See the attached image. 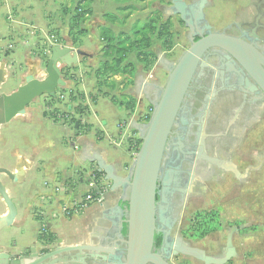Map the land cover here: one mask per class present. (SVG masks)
<instances>
[{"label": "rangeland", "instance_id": "374dc122", "mask_svg": "<svg viewBox=\"0 0 264 264\" xmlns=\"http://www.w3.org/2000/svg\"><path fill=\"white\" fill-rule=\"evenodd\" d=\"M186 5H191L192 1L200 0H182ZM202 13L204 19L213 31H221L225 26L232 21H236L242 18L251 17L254 13L252 7L254 0H205ZM77 0H0V64L5 63L6 81L1 86V93L9 94L16 90L20 85V75L29 72L32 67L27 64L23 56L28 55L31 59L28 61L31 65H36V77L42 78L43 70L46 66L47 60L50 54V47L55 42H63L64 38L73 36L75 39L80 40V43L84 45L90 44V50L93 53L99 52L102 47L100 39V28L103 26L109 27L110 24L105 19V15L115 16L119 23L111 25V29L115 34L124 32L128 33L132 25L136 22L142 24L150 16L157 19V30L152 37V46L150 51L154 54V58L147 60L145 63H140L135 53L128 56L127 62L133 65L132 77L136 74V66H139L142 71V77L148 81L147 83H159V87L162 88L165 84L169 71L176 63L179 57L184 51L189 48V41L187 38V27L183 25L178 14H174L172 10L171 0H95L91 11V15L87 18H81L80 24L76 28H70L69 24L74 21V17L77 14L76 10ZM250 3H252L250 5ZM128 6H132L133 10H123ZM168 21L163 31L160 28L163 23ZM36 32L38 34L36 35ZM44 35L50 40L44 38ZM12 53H16L19 57L15 59L12 57ZM82 64H85L86 68L92 67L95 69L99 67L101 63L97 61L88 62L86 58L81 59ZM12 61H16V66L9 65ZM149 61V62H148ZM91 68V71L93 70ZM69 73V72H68ZM70 74V73H69ZM89 75V74H88ZM72 78H76L75 74H70ZM65 80V79H64ZM133 80H130L128 84H132ZM150 88V87H149ZM153 88V87H152ZM148 90V86L143 90L145 95L148 92L152 94V90ZM64 88L58 89L59 93H64ZM58 95V93H57ZM79 95V94H78ZM46 99V96H42L39 99H35L33 103L28 105L29 112H32L35 107V113L31 119L18 118L13 119L8 124L4 125L0 130V167L14 168V163L18 160L19 154L17 150L21 149L19 143L21 137L24 134L29 136L34 145H40L41 143L49 144L51 147V153L55 154L59 149L65 148L68 153H71L72 143L68 142L67 133L65 128L60 124H55L53 120L54 112H44V117L47 116V122L40 126L38 124V116L42 107V101ZM151 102L153 103L152 99ZM154 104V103H153ZM188 103L185 100L183 108L181 110L180 121L185 122L186 115L190 114ZM27 107V108H28ZM195 111L192 110V113ZM214 116L209 122V128L215 129L221 114L220 109L215 108L213 110ZM58 114V113H57ZM151 115V114H150ZM56 116V115H55ZM147 124V122H144ZM246 132L247 137H257L260 133L264 135V114L258 118V121L248 128ZM24 138V137H23ZM23 141V140H22ZM21 141V142H22ZM237 148V147H236ZM262 148V147H261ZM245 150H241L244 152ZM236 152H240V149ZM264 153V150H263ZM244 156V154H241ZM237 159H235V163ZM257 160L252 159L250 163L255 164ZM238 163V162H237ZM246 163L240 164L238 170L243 173V169ZM253 166V165H252ZM220 176V178H218ZM247 176L254 179L256 182L251 187L239 186L233 181L230 175H216L215 179L202 180L200 191H192L189 195L184 196L179 208L174 210L169 201L166 198L167 218L170 228L171 238L178 237L182 242L189 244L190 248L201 250L202 240L199 236L201 231V223L199 219L196 222L191 219L194 217L195 212H202L205 210L215 209L216 202L221 199V196L217 198L216 194H246L254 193L256 200L260 203L264 200V163L261 169H256L254 173H248ZM0 179L2 184L8 191V195L14 204L16 211L20 216L23 214V209L27 205L26 195L28 192V181L25 182H11L6 176L1 175ZM174 178L166 176V185L169 186ZM200 181V180H199ZM253 187V188H252ZM216 195V197L214 196ZM214 200L213 204L210 202ZM211 204H210V203ZM230 205V203H229ZM242 206V205H241ZM244 207V206H242ZM260 210L257 206L255 209L259 210L251 212L252 216L245 217L242 212L236 208H229L227 206L224 215L230 219L243 223L246 221H255L264 225V206ZM172 213V215L169 213ZM7 212L6 206L0 199V216ZM236 219V220H234ZM28 223L25 224L27 226ZM229 225H231L229 223ZM264 227V226H263ZM27 229L25 227L18 228H4L0 231V250L9 253L13 256L26 255L31 245L34 246L36 251L40 254L45 253L57 246V239L55 234L47 232L46 230L37 229L34 236L24 238ZM250 236L249 240H246L248 246L244 250L243 247L238 246L239 254L251 251V261H234V264H264V229L258 228L256 234H247ZM246 237V238H247ZM256 237L255 239L251 238ZM242 242L238 237L235 238V246ZM263 248V249H262ZM251 249V250H249ZM260 249H262L260 251ZM180 261H185V264H200L197 260L192 259L190 256L179 255ZM177 260V261H178Z\"/></svg>", "mask_w": 264, "mask_h": 264}, {"label": "water", "instance_id": "95a60500", "mask_svg": "<svg viewBox=\"0 0 264 264\" xmlns=\"http://www.w3.org/2000/svg\"><path fill=\"white\" fill-rule=\"evenodd\" d=\"M200 0L199 2H204ZM206 2V1H205ZM174 14L189 29V48L182 53L172 66L162 88L155 87L151 95L154 103L147 124H138L141 144L132 164L130 173L121 177L114 172L111 165L105 164L95 155L92 162L96 163L99 173L104 174V180L110 184V190H122L118 205L102 213V218L112 222L105 238H100L98 244L64 246L60 239L58 246L40 255L33 245L29 255L13 256L0 250V264H61L67 261L85 258L108 261L113 258L123 264H168L166 261L172 255L182 254L194 257L198 261L207 260L201 250L187 247L178 237L171 238L169 225L166 230H159L156 216L164 222L167 207L166 195L163 193L160 203L157 202L158 182L166 144L172 134V127L183 108L184 98L202 56L213 48L221 49L238 60L253 81L264 92V71L257 65L255 59L262 57L243 41L220 32H210L195 41L194 22L192 16L204 19L202 8L204 3L186 5L182 0H171ZM196 7V8H195ZM205 29L210 27L205 24ZM213 30V28H212ZM85 52L70 46L53 45L49 58L43 70L42 78H37L36 70L31 69L18 88L9 94L0 91V127L8 124L17 116H23L26 108L35 99L46 96L50 99L57 97L58 89L65 88L66 82L62 77V68L76 66L82 58L88 57ZM264 62V61H263ZM6 82V65L0 64V89ZM158 91V93H157ZM157 94V97H156ZM78 123H75V127ZM20 173L19 175H21ZM6 176L11 182L18 181V173L0 167V176ZM166 185V182H165ZM167 186V185H166ZM168 191V188L165 189ZM0 199L6 206L7 212L0 216V231L11 227L16 219V208L12 203L5 186L0 179ZM125 202V203H124ZM124 205V206H123ZM166 210V211H165ZM125 228L126 234L122 235ZM163 234L164 249L161 253L153 252L154 235ZM113 234L114 240L111 245ZM116 243H122L121 249ZM230 245V244H229ZM119 253L121 256H116ZM212 264H223L226 261H204Z\"/></svg>", "mask_w": 264, "mask_h": 264}, {"label": "flooded vegetation", "instance_id": "af4514ba", "mask_svg": "<svg viewBox=\"0 0 264 264\" xmlns=\"http://www.w3.org/2000/svg\"><path fill=\"white\" fill-rule=\"evenodd\" d=\"M201 3L205 5L206 2L192 1L191 4H195L197 7ZM252 7L254 13L251 17L232 21L221 31H213L205 19L199 20L192 16L193 28L196 33L194 40L197 41L200 37L206 36L208 31L220 32L237 38L250 45L262 57V60L257 58L255 61L264 71V0H254ZM205 24L210 27L208 30L204 28ZM188 34L189 29H187V38ZM200 63L201 65L197 67L184 98V102L186 100L188 103L190 114L186 115L185 122L180 121L181 114H179L172 127L158 182L156 200L160 203L164 193L171 202L170 206L173 212L179 208L184 196L189 195L191 190L201 192L200 182L202 180L215 179L218 174L230 175L239 186L251 187L256 181L249 178L247 174L254 173L258 167L261 169L264 163V135L262 133L257 137H247L246 135V132L249 131L248 128L252 127L264 114L263 90L257 86L238 60L221 49H210L202 56ZM151 95L155 97V95ZM215 108L220 109L221 119L215 129H210L209 122L214 116ZM192 110L195 112L192 113ZM239 149L240 152H236ZM241 150L245 151L241 152ZM235 159L238 163H235ZM252 159H256L257 162L250 163ZM243 163H246V166L241 173L238 166ZM166 176L175 179L169 186H166L164 182ZM167 188L168 191H165ZM216 195L217 198L221 196V199L215 203V209L195 212L191 219L194 222L199 219L201 231H206L201 237L203 241L201 251L207 257V260L204 261H226L223 264H234V261H251V251L239 254L237 248L241 246L245 250L248 246L246 240L250 238V236L247 237V234H256L258 228L264 229V225L252 220L234 223L235 221H230L224 212H226L227 206L229 208L237 207L242 215L248 218L252 216V211H259L255 209L257 206L260 207V210L263 209L261 207L264 206V200L261 203L257 201L254 193ZM216 195L214 196L216 197ZM210 202L213 204L214 200ZM169 213L172 215L170 211ZM156 220L159 230L167 229V220L161 222L158 214ZM125 234L124 228L122 235L125 236ZM236 237L242 242L235 246ZM255 238H251V241ZM110 239L111 241L107 245H111L114 240L113 234ZM182 243L189 247L188 243ZM116 246L121 249L123 245L116 243ZM153 246L154 253L163 251V234L156 233L154 235ZM29 254L28 251L26 255ZM115 255L121 256L119 253ZM179 255L182 254L172 255L166 262L168 264H185V261L178 260ZM192 259L197 260L194 257ZM120 260L111 258L108 261H102L101 259L85 258L84 261L74 259L61 264H123V258ZM204 261L198 262L212 264Z\"/></svg>", "mask_w": 264, "mask_h": 264}, {"label": "crops", "instance_id": "0c3cea01", "mask_svg": "<svg viewBox=\"0 0 264 264\" xmlns=\"http://www.w3.org/2000/svg\"><path fill=\"white\" fill-rule=\"evenodd\" d=\"M93 5L94 2L92 7ZM44 38L47 42L50 41L45 35ZM64 39L63 42L60 40L54 44L49 43L52 46H70L82 50L91 55L85 57L89 63L102 60L99 52L93 53L89 49L90 44L84 45L75 38ZM12 57L17 59L19 56L12 53ZM23 58L35 69L34 63H28L31 57L25 55ZM16 64V61H12L9 65L15 67ZM91 68L87 69L82 60L74 67L66 68L70 74L77 76L73 79L75 82L65 79L64 93L57 91L58 95L52 101L48 97L43 99L41 109L44 110H40L37 117L38 124L42 126L48 119L43 116L45 111L57 112L58 116L66 112L68 119L58 118L56 115L53 122L65 128L68 142L72 143L71 153L62 148L53 154L49 144L34 145L27 134L19 142L23 150H17L19 158L14 163V168H9V171L18 173L16 183L28 181L29 186L23 214L20 216V212L16 211L15 222L10 228L25 227L27 230L23 234L24 238L34 236L39 228L55 234L56 239H60L64 246L88 243L96 245L101 237H106L112 226L111 221L102 218V213L118 205L123 191H111L110 184L104 180V174L98 172L96 163L92 160L97 155L105 164L111 165L117 175H129L141 144L138 124H145L154 107L151 94L145 95L143 90L146 86L148 90L160 87L157 81L147 83L142 77L141 68L135 65L136 74L133 78L114 76V88L106 85L97 88L94 71L98 67L92 68V71ZM63 70L65 68H62V72ZM26 74L20 75V84ZM6 75L8 76V71ZM130 80H133L131 85L128 84ZM69 91L81 94V100L71 101ZM102 93L106 95L103 96ZM28 109L29 107L21 119L33 117L36 108L32 112ZM16 118L18 116L14 119ZM71 119L76 120L73 122ZM20 173L22 174L19 175ZM92 177L100 189L102 201L93 202L84 210L74 211L73 204L77 198L90 191L88 182ZM63 209L67 211L64 212Z\"/></svg>", "mask_w": 264, "mask_h": 264}, {"label": "trees", "instance_id": "16d2710c", "mask_svg": "<svg viewBox=\"0 0 264 264\" xmlns=\"http://www.w3.org/2000/svg\"><path fill=\"white\" fill-rule=\"evenodd\" d=\"M94 1L95 0H77V14L74 17V21L72 20L69 24L70 28H76L79 26L81 18H87L91 15V5ZM123 10H133V7L128 6L123 8ZM104 17L111 25L119 23L118 19L113 15L106 14ZM156 22L157 19L150 16L142 24L136 22L132 25L128 33L120 32L115 34L110 27L103 26L100 28V39L102 42L100 51L102 60L99 67L94 71L97 88H100L103 85L114 88L115 83L112 81L114 76L120 75L132 77L133 65L127 62V58L130 54L135 53V57L140 63H145L147 60L154 58V54L150 49L152 46V37L157 30ZM167 23L168 21L162 24L160 31H163ZM69 36L74 40L73 36ZM68 72L69 70L66 68L63 70V79L73 80L74 78H72ZM73 81L75 82V80ZM68 95L69 99L74 102L80 101L82 98L81 94L78 95L73 91H69ZM102 95L105 96L106 93H102ZM50 101H52V99ZM53 114L54 117H56L55 115L57 112H54ZM149 118L150 116L147 117L146 122H148ZM71 120L75 122L76 119ZM205 233L206 231H200L199 236L202 237ZM156 239L158 240L157 237Z\"/></svg>", "mask_w": 264, "mask_h": 264}, {"label": "built area", "instance_id": "2783aa9c", "mask_svg": "<svg viewBox=\"0 0 264 264\" xmlns=\"http://www.w3.org/2000/svg\"><path fill=\"white\" fill-rule=\"evenodd\" d=\"M63 95H60V98ZM66 113V112H65ZM63 113V115L58 116V118H69L67 116V114ZM88 186L90 188V191L81 195L80 197L77 198V200L74 202L73 204V210L74 211H81L84 210L85 208L88 207L89 204L93 203V202H101L102 201V197H101V192L99 187L96 184V181L94 179V177L91 178V180L88 182ZM102 190V189H101ZM64 212H66V209H63Z\"/></svg>", "mask_w": 264, "mask_h": 264}]
</instances>
